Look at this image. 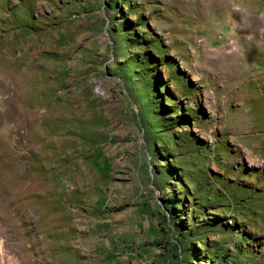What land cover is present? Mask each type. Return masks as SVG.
<instances>
[{"label": "rangeland", "instance_id": "obj_1", "mask_svg": "<svg viewBox=\"0 0 264 264\" xmlns=\"http://www.w3.org/2000/svg\"><path fill=\"white\" fill-rule=\"evenodd\" d=\"M263 30L264 0H0V264H264Z\"/></svg>", "mask_w": 264, "mask_h": 264}, {"label": "bare ground", "instance_id": "obj_2", "mask_svg": "<svg viewBox=\"0 0 264 264\" xmlns=\"http://www.w3.org/2000/svg\"><path fill=\"white\" fill-rule=\"evenodd\" d=\"M258 23V22H257ZM238 24V23H237ZM236 24V25H237ZM259 28L258 24H254L253 21L251 23H248L247 25H244L242 31H244L245 33H249L251 30H257ZM264 32V30H263ZM250 37V36H249ZM257 37V36H256ZM264 38V37H263ZM227 56V54H226Z\"/></svg>", "mask_w": 264, "mask_h": 264}]
</instances>
